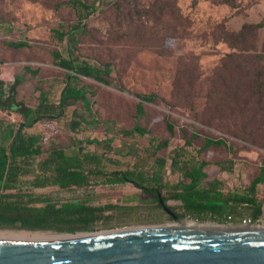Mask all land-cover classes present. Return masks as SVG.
Returning <instances> with one entry per match:
<instances>
[{"label": "rangeland", "instance_id": "obj_1", "mask_svg": "<svg viewBox=\"0 0 264 264\" xmlns=\"http://www.w3.org/2000/svg\"><path fill=\"white\" fill-rule=\"evenodd\" d=\"M68 1L0 0V79L6 83L5 97L21 103L23 107L37 104L38 89L47 92L49 99H57L65 84L67 71L55 65L52 54L54 50L64 52L65 49V42L56 39L54 30H66L77 21ZM84 1L95 7L83 20L88 34L80 36L76 54L79 61L93 65L111 64L110 83L78 75L74 84L84 90L89 99L88 106L78 102L69 106L62 118L43 120L30 128L29 133L39 136L41 148L46 149L53 143L68 141L72 137L84 151H93L94 144L87 143L85 138L105 136L111 140L110 149L101 158L100 166L107 170L131 168L134 162L147 161L143 168L145 171L150 174L160 172L166 183H174L186 180L183 162L190 156H196V159L208 161L204 168L207 173L205 182L218 178L225 189H241L248 185L249 180L264 167V126L257 135L244 138L235 134L234 129L205 122L198 115L208 112L204 104L208 78L224 55L233 50L221 36L238 30L243 23L260 21L264 17V0H232L229 3L222 0H135L131 26L124 25L128 3L122 2L124 12L118 13L115 9L118 0ZM160 6L167 7L164 16L159 15ZM169 8L173 11L170 12ZM149 11L151 15L146 13ZM118 19L124 20L122 27ZM139 23H143L145 28L136 26ZM6 28L11 31L6 32ZM136 32L139 36L135 35ZM256 34L254 48L259 51L264 48V26ZM151 37L154 38L150 40ZM9 41H24L27 45L14 48L8 44ZM27 66L37 72L27 71ZM198 75L200 79L196 80ZM190 88L195 101L187 95ZM136 94H151L154 99L145 101ZM139 102L145 109L139 123L148 134L134 136L132 127ZM70 120L75 123L73 129ZM0 121L3 126L11 128L18 125L21 116L18 112L0 109ZM167 122L173 124L174 134L171 136ZM193 134L198 137L191 140V145L186 144ZM152 137L169 142L154 157L147 158ZM206 137L222 139L225 145H210L196 155ZM159 157L166 160L163 167H159L155 160ZM172 158L177 160L174 170ZM229 158L235 163L233 171H220L216 162ZM261 186L258 184L257 188L264 201V186ZM32 190L53 199L87 197L89 202L100 204L123 203L124 198L140 193L131 183L116 187L98 185L88 189L47 186ZM167 204L173 210H179V201L168 199ZM183 218L223 228L229 225L228 222ZM153 221L157 220L131 215L125 219L127 224L113 226L97 222L90 230L110 231L117 226L129 228L176 223L167 214L163 221ZM0 231L80 235L86 230L59 232L15 227L0 228Z\"/></svg>", "mask_w": 264, "mask_h": 264}, {"label": "trees", "instance_id": "obj_2", "mask_svg": "<svg viewBox=\"0 0 264 264\" xmlns=\"http://www.w3.org/2000/svg\"><path fill=\"white\" fill-rule=\"evenodd\" d=\"M228 1L232 0H222L224 3ZM122 2L129 4L124 25L131 26L134 22L132 16L135 0H118L115 6L118 13L124 12ZM67 3L74 9L77 21L66 30H54L56 39L65 42V49L64 52L54 50L53 61L67 71L65 84L57 99H49L47 92L38 89L37 104L23 107L21 103L5 97L6 83L0 79V109L18 112L21 116L18 125L11 128L3 126L0 121V228L88 232L97 222L113 226L127 224L125 219L131 215L161 222L167 213L160 205L159 197L166 203L168 199L179 201L178 211L169 206L170 209L181 217L187 216L199 221L238 223L246 216L252 219L261 218L264 201L258 195L257 186H264L263 166L259 174L249 180L248 185L241 189H225L218 178L204 181L207 177L204 168L208 161L196 159V156H190L183 162L185 181L166 183L160 172L150 174L143 169L147 161L134 162L131 168L126 169L107 170L101 167V158L110 149L111 140L105 136L85 138L87 143L94 144L93 151H84L72 137L68 141L53 143L46 149L41 148L39 136L29 133L30 128L43 120L62 118L68 107L78 102L88 106L89 99L84 90L74 84L78 75L91 77L104 84L110 83L108 79L112 71L111 64L93 65L79 61L76 54L80 36L88 34L83 20L91 14L95 6L84 0H69ZM159 10L160 16L167 13L166 6H160ZM169 11H173L172 8ZM146 13L151 15L150 11ZM138 14L141 15L139 11ZM118 23L122 27L124 20L118 19ZM136 26L145 28L143 23ZM263 26L264 17L258 22L243 23L238 30L221 36L233 50L224 55L208 78V90L204 96L208 112L198 115L205 122L221 125L226 129L232 128L235 134L244 138H252L264 126V48L259 51L254 48L257 30ZM9 31L11 30L6 28V32ZM135 35L139 36V33L136 32ZM8 44L14 48L27 45L24 41H9ZM26 70L37 72L28 66ZM198 79L200 75L196 80ZM191 93L190 88L187 95L191 101H195ZM136 95L145 101L154 99L151 94ZM144 113L143 104L139 102L132 127L134 136L148 134L147 129L139 123ZM72 120L71 129L75 125ZM166 127L169 135H173V124L167 122ZM197 137V134H193L186 144L191 145V140ZM168 142L167 139L157 141L150 138V151L146 157H154L159 149L167 147ZM210 145H225V142L222 139L206 137L196 155ZM155 160L159 167L166 163L162 157ZM171 163L174 170L177 160L172 158ZM234 164L232 158L216 162L219 170L225 172H232ZM126 183H131L140 193L124 198L123 203H93L87 197L53 199L32 190L47 186L70 190L88 189L98 185L116 187ZM167 216L171 219L168 214Z\"/></svg>", "mask_w": 264, "mask_h": 264}, {"label": "water", "instance_id": "obj_3", "mask_svg": "<svg viewBox=\"0 0 264 264\" xmlns=\"http://www.w3.org/2000/svg\"><path fill=\"white\" fill-rule=\"evenodd\" d=\"M159 203L172 220L184 219L160 197ZM0 264H264V228L160 224L54 237L0 235Z\"/></svg>", "mask_w": 264, "mask_h": 264}, {"label": "bare ground", "instance_id": "obj_4", "mask_svg": "<svg viewBox=\"0 0 264 264\" xmlns=\"http://www.w3.org/2000/svg\"><path fill=\"white\" fill-rule=\"evenodd\" d=\"M176 223L173 224H167L166 226L168 228H196V229H213V228H221L217 225H210V224H202L197 221L193 220H188V219H183L182 221H176L173 220ZM261 228H264L262 226H258ZM223 228V227H222ZM96 232H108L105 230H99V231H88L84 232L85 234H90V233H96ZM0 235H17V236H37V237H54V236H67V235H62L60 233H52V232H27V231H0ZM74 235V234H73ZM77 235V234H75ZM83 235V234H80Z\"/></svg>", "mask_w": 264, "mask_h": 264}, {"label": "built area", "instance_id": "obj_5", "mask_svg": "<svg viewBox=\"0 0 264 264\" xmlns=\"http://www.w3.org/2000/svg\"><path fill=\"white\" fill-rule=\"evenodd\" d=\"M229 225L228 226H234L233 222H228ZM235 225H239V226H262L264 227V220L261 219H252L251 217H243L240 222H238V224Z\"/></svg>", "mask_w": 264, "mask_h": 264}, {"label": "crops", "instance_id": "obj_6", "mask_svg": "<svg viewBox=\"0 0 264 264\" xmlns=\"http://www.w3.org/2000/svg\"><path fill=\"white\" fill-rule=\"evenodd\" d=\"M262 186H263V185H262ZM262 186H261V187H262ZM257 191H258V195H259L260 197H263L262 194H261V192H260V190H259V188H257ZM263 215H264V203H263V214H262L261 218H259V219L264 220V219H262Z\"/></svg>", "mask_w": 264, "mask_h": 264}]
</instances>
